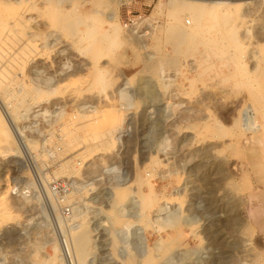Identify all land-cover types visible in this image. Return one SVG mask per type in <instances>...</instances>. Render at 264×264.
<instances>
[{"label":"rangeland","instance_id":"374dc122","mask_svg":"<svg viewBox=\"0 0 264 264\" xmlns=\"http://www.w3.org/2000/svg\"><path fill=\"white\" fill-rule=\"evenodd\" d=\"M251 1L212 18L206 5L173 15L167 0H138L112 38L107 0H0V84L13 112L0 108L14 134L0 140V192L13 197L0 203V264H264V232L247 217L260 151L236 124L246 102L244 120L264 126V2ZM163 97L179 113L162 116ZM109 107L112 130L87 126ZM125 120L133 133L121 143ZM110 138L112 149L97 147ZM10 148L17 157L1 156ZM61 179L79 186L70 215L51 192ZM125 187L117 223L109 211ZM83 226L79 259L70 237Z\"/></svg>","mask_w":264,"mask_h":264},{"label":"bare ground","instance_id":"6f19581e","mask_svg":"<svg viewBox=\"0 0 264 264\" xmlns=\"http://www.w3.org/2000/svg\"><path fill=\"white\" fill-rule=\"evenodd\" d=\"M107 1H108L110 6L115 5V8L112 9L110 11V13L106 17V22L109 24V28H110L108 33H109L110 37L117 38V37L120 36V33L122 31V26H123L122 23H121V21H122L121 20L122 0H107ZM249 1H247V0L246 1L245 0H241V1H233V0H167L166 6L169 8V11L173 15H176L177 14L176 10H178V9L181 10V11H183L184 9L188 10V8H190L189 5H191V4L202 5V6L206 5V6H210V9H209L208 12H210L211 17L212 18H218L219 17V11H220L221 8L226 7V8L232 9V8H238V7L242 6V5H245L246 7H248V6L252 5V1L251 0H249ZM261 1L264 2V0H261ZM191 16L194 18V20L196 22V27L198 28L197 20H196L197 13H194ZM187 23L190 24L191 22L187 21ZM138 25L139 24H136L133 28L138 27ZM133 28L130 29V30H133ZM147 82H150V81H147ZM147 82L144 81L142 83V85H140V87H138L139 88L138 93L140 95V100L142 102H144L145 99L148 100L152 96V93L150 92V90L147 89L148 86L146 84H149ZM144 85L147 88H145ZM11 95L12 94H11L10 90H6L4 88V86L0 84V103H1V106L3 107V110L4 109L7 110L9 114H10V112H11V114L13 112L12 111L13 107L10 104V100H8ZM23 96H24L23 97V99H24V98H26L27 95L23 94ZM158 99H160V98H158ZM257 101L260 103V105L263 102L262 99H258ZM2 103H3V105H2ZM150 106H152V105H150ZM146 107H148V106H146ZM181 107L182 106H181L180 103L179 104H175L173 102H170L168 100V98H164L163 97V103H162L161 109H160L162 114L161 113L160 114L168 119V118L176 115L177 113H179ZM241 107H242V109L240 110L241 123L239 121H237L236 124H240V126H239L240 131L245 136H247V138H248L249 135L251 137V141H249L250 139L247 140V138H246L247 141H245V143H243V144L248 146L250 149H258L260 151V152L258 151L259 153L254 155V157L250 158L249 166H250L251 174L254 176L257 184L260 187H262L260 192H257L255 190V191H252L250 193V195H248L249 196L248 205L250 203L251 207L248 206V205L247 206L251 208V211L249 212V215H247V217L249 216V219H251L252 224L256 225L261 230V232H264V164H262L263 162L262 163L260 162V160L263 159V158L261 159V157H262L261 151H264V134H263L264 126L260 124L259 120L257 119V117H256V115L254 113H252L253 114L252 118L249 116L250 117L249 122L248 121L246 122V120H244V115H246L245 112H248V110H250V108L248 107L246 102H243V105ZM109 108L110 109H102L99 113H97L98 112L97 111L96 112V114H97L96 117L90 119L88 121L89 123H88L87 126L92 128L95 125H98V126L105 125V126L108 127V130H112L113 129V125H115L117 123V118L115 116L116 109L114 107H109ZM262 111H264V109ZM93 112H95V111H93ZM260 114H262V113H260ZM7 122L8 121H6L5 114L2 111V109L0 108V140L1 141L8 140V136L9 135H10V139H12V137L14 139V134L11 131H10V133L8 132L9 130L6 127ZM8 125H9V123H8ZM105 135H108V134H105ZM96 138H97V140L101 139V135L100 136H96ZM97 143H96V145H97ZM107 144L108 145H98L97 147H106L107 149H112V147L114 146L113 139L110 138V140H109V142H107ZM92 145H95V144L93 143ZM5 153H10V157H17V153L18 152L16 153V151L11 149V148H10V152H9L8 149H5L4 152L1 153V156H3V154H5ZM247 174H249V172L245 173V177H247L246 176ZM248 177H249V175H248ZM247 179H249V178H247ZM149 186H150V188L152 190V188H153L152 184H149ZM129 191H130V187H125V188H122V189L120 188V189H116L114 191V197H113L114 201L112 199L113 204H112L111 209H110L109 212H110V214H113L111 217L117 223H121L120 221L123 218V215H122L123 211L120 210L121 209L120 207H122V205L124 204L128 194H129ZM11 196H12V192H11ZM11 196L9 197L7 189L5 191L0 192V203L4 204L5 206H9L8 205V201L10 200V202H11L13 200L12 199L13 197H11ZM147 200H149V199H147ZM150 207H151V204L147 205L145 209L149 210ZM11 208L12 207H11V203H10V209ZM10 213H12V211ZM88 233L89 232H88L87 227L83 226L80 231H78L76 233H73L72 236L70 237V239L72 241L71 244H72V247H73L72 250L74 249L76 255L78 257H80L79 259H81L83 256L85 257V254L88 251L89 244H90L89 234ZM68 249H70L69 246H68ZM84 257L82 259H84ZM146 261H147L146 262L147 264H153L155 260L153 261L152 258H147Z\"/></svg>","mask_w":264,"mask_h":264},{"label":"built area","instance_id":"2783aa9c","mask_svg":"<svg viewBox=\"0 0 264 264\" xmlns=\"http://www.w3.org/2000/svg\"><path fill=\"white\" fill-rule=\"evenodd\" d=\"M138 3V0H122L121 5V20L123 19L122 15H126L127 17L131 18L136 14H133L132 7ZM133 15V16H132ZM87 106H95L93 104H87ZM132 123L129 122V120H125V123L123 124V128L120 130L121 133H119L121 143L123 142V139L129 137L132 135ZM120 143V144H121ZM108 176H114L116 175L115 172L107 173ZM77 182L73 180H56L50 184L51 192L55 195L57 202L59 206L61 207L63 213L70 215L71 211L73 210L72 205L69 204V200L73 197V194L75 191L78 190ZM64 207V208H63ZM137 241L138 238L132 237V241ZM136 244V243H135Z\"/></svg>","mask_w":264,"mask_h":264}]
</instances>
